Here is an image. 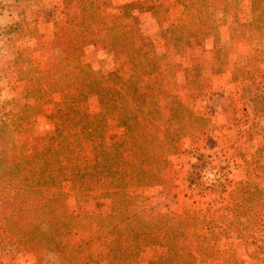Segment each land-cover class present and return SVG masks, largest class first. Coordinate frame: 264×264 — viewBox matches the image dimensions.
Wrapping results in <instances>:
<instances>
[{"label":"rangeland","instance_id":"1","mask_svg":"<svg viewBox=\"0 0 264 264\" xmlns=\"http://www.w3.org/2000/svg\"><path fill=\"white\" fill-rule=\"evenodd\" d=\"M19 1L24 2L0 0V237H7L0 244V264H40L34 253L38 250L13 245L19 235L8 228L10 223L16 226L13 220L35 218L42 225L51 221L55 248L64 243L58 234L64 224L72 227L70 234H76L75 222L64 218V201L82 226L80 237H70L73 243L100 236L103 243L115 240L127 254L130 249L132 255H139L142 237L165 231L158 216L164 215L168 224L180 216L189 221L188 238L179 239L171 249L188 251L195 257L192 264H220L216 247L235 254L232 264L238 260L264 264V36H251L257 32L254 25L264 21L262 4L232 0L225 9L221 1H210V10L217 13L213 30L195 34L188 44L172 39L171 23L178 18L184 35L194 27L190 0L186 9L176 7L172 17L164 11L139 17L130 6L114 7L127 15L129 25L146 43L160 55L165 53L174 71L169 92L174 102L159 105V112L143 115L132 125L144 133L140 139L128 133L115 114L103 113L100 92L90 89L77 111L70 109L75 88L47 93L35 118L27 106L33 102L30 79L40 70L71 58L73 65L79 63L100 75L99 82L93 79L94 92L106 84L121 89L128 81L127 68H120L126 49L109 47L98 24L92 36L81 33L74 38L70 30L67 33L73 38L66 39L63 31L61 41L78 44L75 53H65L54 43L56 33L48 41L44 31L11 14ZM230 22L244 31L241 37H231ZM159 77L151 74L145 84L160 83ZM177 103L189 112L172 109ZM158 143L178 146L167 163H158L157 155L148 154ZM107 157L118 161L115 168L105 166ZM145 175H154L162 185H138L136 179ZM121 179L126 184L116 186ZM21 194L31 198L30 214H21L15 204ZM142 206L156 219L138 218ZM120 218L124 222L114 227L112 223ZM45 231L42 227L43 236ZM206 239H210L207 249ZM160 252L154 258L167 256L168 249L160 247ZM75 261L97 264L86 254ZM98 264L107 263L102 259Z\"/></svg>","mask_w":264,"mask_h":264},{"label":"trees","instance_id":"2","mask_svg":"<svg viewBox=\"0 0 264 264\" xmlns=\"http://www.w3.org/2000/svg\"><path fill=\"white\" fill-rule=\"evenodd\" d=\"M156 1L157 2L153 0L154 3L152 5L149 4L146 6V9L148 8V10H152L154 15L162 14V12L164 11V13H166L168 16L170 15L172 17L173 15L177 14L175 12L176 7L180 6L184 9H186L187 7L186 0ZM210 1L219 3L221 1L223 4L222 6H224L225 9H227V7L232 3V0L188 1V3L193 7L189 16L194 17L195 21L192 24L195 25L192 29H187L186 33L188 31L189 32L187 35H184V33L180 31L178 18H175V21L172 20V39H174L176 43L188 44L190 42L189 38L194 36L195 34L199 32H206L207 30H213L211 26L216 21L215 17L217 16V13H214V11L210 10V7L208 6ZM234 1L236 3H239L243 0ZM249 1L261 3L264 9V0ZM101 4L102 5L92 0L89 7L83 10L77 16V23L71 26L70 29L75 36H79L81 35V33H89L90 36H92L94 35L93 27H97V25L99 24L100 26H102V28H104L109 47H112L114 49L115 47H124L128 56L124 54L125 60L121 62L120 68L125 67L128 70V81L126 85L119 89L109 86L107 87L106 84L103 85L102 89L94 92L96 83L93 79H97V81L99 82L100 75L96 72L86 69L83 65H78L79 63H77V65H73L75 63L71 62V58H69V61L67 60L66 62L52 64L46 69L40 70L37 77L30 79L29 97L33 99V102L27 107H31V110H33V114H35V118H37L39 116L38 104L46 98L47 93L51 94L61 91L63 92L65 89L68 90L70 87H72V89H76L77 95L75 94L76 99L71 101L72 103L70 109L73 111H77L79 108L81 109V107H83V103L85 104V90L90 89L91 93H101H97V95L99 96V102L103 113L115 114L119 118L120 122H122V125L128 133H131L134 138H136L137 135L138 138L144 139V133H141L137 128L132 127V125H137L140 117H142L143 115H152L159 112V105H168V103L169 105L173 104L174 101L170 100L172 95H170L169 93L172 89V82H170V80L174 81L172 80L173 78L171 79L172 75H174L173 66H171L167 62L165 53L160 55L153 45H149L148 43H146L143 39V36L133 30V28L127 22L128 17L122 16L120 10H115L110 6L104 7V3ZM224 18L227 20L225 15ZM82 21L88 23H82ZM236 24L237 22L235 24L234 22H230L233 31L231 37L234 38H237L238 36L241 37L244 33V31L238 28L239 26ZM254 26L257 32H253L251 36L254 38H257L258 36H264V21L260 25ZM59 36L60 35L56 34L54 40L57 48L62 51L64 50V52L68 54L75 53L78 44L74 41L63 42L60 40ZM246 36H248V34ZM122 40H124L125 42L121 43ZM71 69H76V72H72ZM151 74L160 75V83L157 82L153 85H151V83L145 84V77ZM108 89L109 91L113 92L111 96H109L107 92ZM171 107L172 109H175V107H177L181 114L189 112L187 106H182L179 103L175 104V106L171 105ZM82 109L86 111V108ZM77 116L81 119H84V116L81 114H78ZM59 118H61V116ZM66 120L69 121L70 118L67 117ZM71 124L73 123H67V125ZM54 125L56 126L54 127L57 130L58 124L55 123ZM48 135L51 136V132H48ZM144 144L146 145V143ZM152 145V152L148 153V150L146 149L147 153L157 155L158 163L163 164L164 162H168L169 156L176 152L178 148L177 145L166 143H158ZM152 160H154V157H152ZM117 162L118 161L114 157H107L105 159V166H112L115 168L117 166ZM136 180L138 181L137 184L140 186L162 185L161 181L158 183L155 182L157 180L154 179V175H145L143 177H138ZM125 184L126 183L123 179H121V182L117 185L115 183V185L119 187ZM30 199L31 198L27 197L26 195L21 194L15 201V204L19 205V207L21 208V214H30L31 211H28L30 210ZM13 207L15 206L13 205ZM25 208L27 210H25ZM125 210L127 211L128 209L125 208ZM63 213L64 218H72V220L75 222L74 232L78 237H80L82 226L76 221V213L68 208V206L66 205V201L63 202ZM132 214L130 215L129 213L128 216H133ZM139 217L146 220L156 219V217L148 213V211L143 206L141 208L140 214L138 215V218ZM158 217L160 218L158 221L163 223V226H161V228H164L165 231H163L161 235H153V237L149 239L146 236L142 237L139 249L137 250L139 255H132L131 250L128 248L127 249L130 251V254H127L124 251L125 248L122 249L120 245L115 243V240H107L103 243L100 239V236L83 237L76 243H73L72 240H70V237L76 234H70L72 227L67 224H64L65 226L62 231L58 230L59 236L63 235V240L65 239L64 243L58 248H55L56 241L54 240L52 234V226L54 223H51V221L42 225V223L35 218L23 220L19 219L18 221L13 220L14 224L16 225L15 227L10 223L8 225V228L11 230H17V233H19L18 239L16 238L17 243H13L15 247L23 249L35 248L36 250H38L34 253L37 257L38 263L40 264H87V261H75V258L81 257L84 254H86L89 259L93 261L95 260L94 262L97 264L102 259H105L107 264H140V262H146L148 264H192V262L195 260V257L189 254L188 251L185 250L183 252L177 250L176 253H174V251L172 250L174 249L179 239L188 238L187 235L189 234V232L187 231V226L189 224V221H184V218L179 216L178 219H175L174 222L168 224V219H166L164 215H160ZM199 217L200 214H197V216H195V224ZM201 217H204V215L201 214ZM123 222L124 218H120L117 222L112 224L115 227L117 224H121ZM150 225L151 224L149 223V227ZM42 227H45V229H47V231H45V236L42 235ZM201 237L204 238V235H201ZM6 238L7 237H0V244H2L3 239ZM7 242L8 244H12L11 239H8ZM21 243L22 245H19ZM209 243L210 239H206V243L205 245H203L205 249H207V245ZM43 246L46 247L45 250ZM160 247H166V249H168L167 256H157V258H154L155 255L161 254V252L158 253V249ZM200 249L202 250V247ZM149 250L151 251V253H148ZM215 250V254L217 253L215 258L220 261V264H232L230 262V259L234 258L235 254L228 253L230 250L219 249L218 247H216ZM147 254L150 255L147 256ZM224 255L227 256L225 259H223ZM233 263L240 264L241 261L238 260Z\"/></svg>","mask_w":264,"mask_h":264},{"label":"crops","instance_id":"3","mask_svg":"<svg viewBox=\"0 0 264 264\" xmlns=\"http://www.w3.org/2000/svg\"><path fill=\"white\" fill-rule=\"evenodd\" d=\"M94 1L97 2L98 4L100 3V5H102L101 3H104L103 5L104 7L110 6L114 8L115 6H120V7L130 6L132 7L131 10H133V13L135 15H138L139 17H142L143 15L154 16V13L151 10L143 11V8L146 9L147 5L149 4L152 5L154 3L153 0H94ZM17 2L16 4H18ZM91 2L92 0H24V2H20L19 5L16 6L15 12L11 11V14L16 16H21L23 20L27 19L29 26L34 28L37 27V31H44L46 34V39L48 41L49 40L52 41L55 33L61 35L63 31L66 32L65 33L67 35L66 39L69 38L72 39L73 37L75 38L76 36L73 35L72 37V35H68L67 32L70 33L71 30L70 28H68V25L72 24L73 17L78 16L83 10L87 9L91 4ZM155 2L157 1L155 0ZM117 10L120 9L118 8ZM126 14H130V13H126ZM122 15L124 14L122 13ZM125 16L127 17V15ZM154 20H158V19L154 18ZM29 26H25V27H29Z\"/></svg>","mask_w":264,"mask_h":264}]
</instances>
